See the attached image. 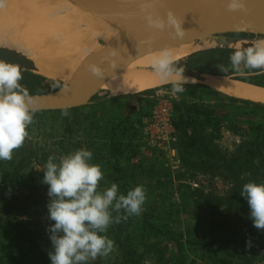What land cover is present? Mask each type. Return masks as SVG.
<instances>
[{"label":"trees","instance_id":"1","mask_svg":"<svg viewBox=\"0 0 264 264\" xmlns=\"http://www.w3.org/2000/svg\"><path fill=\"white\" fill-rule=\"evenodd\" d=\"M182 94L173 105V147L180 161L176 170L161 152L134 161L139 157L135 139L146 116L143 109V114L129 113L110 130L109 146L96 145L88 133L96 104L36 112L28 132L37 130L45 138L29 134L11 160L0 161V264H51L53 245L46 229L55 222L48 219L51 198L41 168L49 155L81 148L80 130H74L79 123L89 134L84 144L93 152V162L105 173L99 190L115 182L122 193L137 185L147 193L140 215L110 226L107 234L115 250L90 264H264V230L253 227L249 205L240 194L245 183L264 181V122L235 123L243 116L264 121V105L238 98H229L236 104H213L205 96L220 92L197 84ZM147 98L121 95L109 102L153 103ZM50 114L59 115L54 124L62 128V137L42 130ZM225 131L238 138L233 148L222 144ZM200 177L207 183L198 184ZM218 181L224 185L222 192L216 189ZM123 215V210H113L114 217Z\"/></svg>","mask_w":264,"mask_h":264},{"label":"clouds","instance_id":"2","mask_svg":"<svg viewBox=\"0 0 264 264\" xmlns=\"http://www.w3.org/2000/svg\"><path fill=\"white\" fill-rule=\"evenodd\" d=\"M247 2L223 0L227 10L233 12L245 10ZM147 21L154 28L171 29L176 35H183V20L171 11L166 17L149 14ZM229 59L236 71H241V64L245 69L264 71V39L247 47L237 44ZM175 65L168 51L154 57L152 62L162 78L176 77L171 80L173 96L183 92L186 83L179 79L184 70ZM92 70L97 75L102 71L96 67ZM22 79L17 64L0 59V161L11 160L14 150L24 144L37 111L33 96L20 83ZM93 156L90 149L81 147L66 155H49L41 168L42 183L48 186L51 198L47 205L48 219L55 222L46 229L53 245L49 254L51 264H90L98 257H108L116 247L107 234L110 226L143 211L147 199L143 185L129 189L126 194L115 182L99 190L105 173L101 164L93 162ZM240 194L249 205L253 227L264 230V181L245 183ZM113 210H123L124 215L114 217Z\"/></svg>","mask_w":264,"mask_h":264},{"label":"water","instance_id":"3","mask_svg":"<svg viewBox=\"0 0 264 264\" xmlns=\"http://www.w3.org/2000/svg\"><path fill=\"white\" fill-rule=\"evenodd\" d=\"M69 1L77 9L104 20L115 28L107 40L97 36V49L84 53L83 60L77 68L75 67L69 81L40 73L30 54L15 47L0 45V59L58 82L54 89L32 94L36 112L79 108L99 102L100 99L97 100L96 96L101 92L103 83L135 60L157 51L186 44H198L203 46L202 49L230 48L237 44L247 47L251 44L250 39L264 38V0H248L245 10L235 12L227 10L223 0ZM169 11L183 20L182 36L176 35L174 30L157 29L149 25V14L166 17ZM94 67L102 70L100 75L93 72ZM183 70L179 79L238 98L213 87L210 83L227 77L190 69ZM109 97L118 96L108 94L105 99ZM246 101L264 105V102L249 99Z\"/></svg>","mask_w":264,"mask_h":264},{"label":"bare ground","instance_id":"4","mask_svg":"<svg viewBox=\"0 0 264 264\" xmlns=\"http://www.w3.org/2000/svg\"><path fill=\"white\" fill-rule=\"evenodd\" d=\"M114 29L106 21L77 9L69 0H29V3L7 0L0 7V45L30 54L40 73L65 81H69L84 53L97 49V36L107 40ZM255 41L249 40L250 43ZM202 48L198 44H186L143 56L108 79L100 90L121 96L162 87L176 78H162L152 67L154 57L168 51L178 62ZM210 83L240 99L264 102L263 87L228 78Z\"/></svg>","mask_w":264,"mask_h":264},{"label":"rangeland","instance_id":"5","mask_svg":"<svg viewBox=\"0 0 264 264\" xmlns=\"http://www.w3.org/2000/svg\"><path fill=\"white\" fill-rule=\"evenodd\" d=\"M7 0H0V7L3 6V4ZM4 2V3H3ZM29 3V0H27ZM101 42V40H99ZM52 43V41H51ZM62 43V42H61ZM56 45V44H55ZM235 50V47H228V48H218V47H210L201 49L197 52H192V55H189L188 57L176 62V67L182 68V69H190L192 71H200L205 72L208 74L218 75V76H225L228 79L231 80H237V81H245L248 82V84L256 85V82H264L262 80L264 76V71L262 70H252V69H245L243 68V64H241V71H236L232 68L230 63V55ZM23 79L20 81V83L26 87L30 94H41L45 93L51 89L56 88V85L58 84L57 81H52L47 78H44L42 76L33 74L32 72H29L23 68H21ZM190 83H184V91L186 90L187 86H189ZM262 87V86H259ZM172 89V83L171 81H168L167 84H164L162 87L147 90L145 92L135 94V95H145L148 97L147 99L153 100V103L147 104L146 102H143L142 104H139L136 100H130V101H123L120 103H110V98L115 97H109L108 99H105V97L108 95L106 91H101L97 96V100L100 99L99 102L94 103L96 104V112L93 114V116H90V120L92 122L88 123V126L91 128L88 132L93 136V141L97 144L99 143H106L109 138L110 130L113 127H116V124L124 119L129 113L132 114V116H136L137 113H142V109L144 110L145 117L143 119V123L141 126L140 133L137 135L135 139V143L138 144V153L139 157L134 159L136 161L137 159L141 157H150L153 156L159 152H161L165 156V161L174 169H178L177 159L173 156V153L170 151L172 149H167L166 151L158 149V148H150L149 145H147L148 142V136L146 135V128L151 122V118L153 116V112L155 108L159 105L160 101H170L172 105H174V102L178 101L184 93H178L176 96L172 95L171 92ZM217 96V95H216ZM215 95L212 96H205L206 99H211L213 104H220L221 102H229V103H235L236 102H230V97L226 94H218L216 97ZM244 100V99H242ZM210 102V101H208ZM136 108V112L131 113V109ZM220 108V107H219ZM174 110V106H173ZM222 110V109H220ZM143 114V113H142ZM218 114H222V111H219ZM175 115V111H174ZM83 116V115H82ZM59 115L57 114H50L47 115L46 118H44V122L46 124L45 128H42L44 132L49 130L50 137L51 135L55 136H61L62 137V128H60L58 125H55L54 123L57 121ZM81 117V115H80ZM92 118V119H91ZM261 118L256 117H248L243 116L241 118H238L235 120V123L241 124V125H256L258 123H263ZM53 128H52V127ZM80 123L74 126V130L76 129L80 130V132H77V135L81 137L82 146L87 148L88 145L85 143L84 140H87L88 133H85V131H82L80 129ZM53 129L50 131V129ZM48 132V131H47ZM30 135L36 137L38 135L37 130H33L29 132ZM41 138H45L46 134H40L38 135ZM39 139V138H38ZM238 141V138L231 134L229 131L224 132V137L222 139V144L227 147L233 148L235 143ZM108 146L109 144L106 143ZM173 147V144L170 146V148ZM101 155V154H100ZM202 177L199 178L198 184H206ZM196 185V184H195ZM197 186V185H196ZM175 188V186H174ZM174 188L172 190H174ZM216 189L218 192H222L224 189V185L221 182L216 183ZM9 245L10 243L7 242Z\"/></svg>","mask_w":264,"mask_h":264},{"label":"built area","instance_id":"6","mask_svg":"<svg viewBox=\"0 0 264 264\" xmlns=\"http://www.w3.org/2000/svg\"><path fill=\"white\" fill-rule=\"evenodd\" d=\"M150 120L151 122L146 128V135L148 136L147 145L150 148H158L164 151L168 148L172 149L170 151L180 166L176 150L174 147L170 148L175 141L174 110L172 103L170 101H160Z\"/></svg>","mask_w":264,"mask_h":264}]
</instances>
